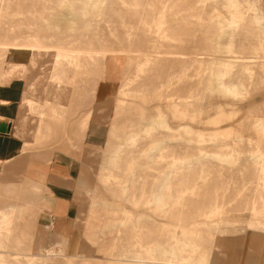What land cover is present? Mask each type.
I'll return each instance as SVG.
<instances>
[{
  "label": "rangeland",
  "instance_id": "374dc122",
  "mask_svg": "<svg viewBox=\"0 0 264 264\" xmlns=\"http://www.w3.org/2000/svg\"><path fill=\"white\" fill-rule=\"evenodd\" d=\"M263 17L264 0H0V136L23 155L79 152L99 81H119L72 236L35 249L44 186L0 185V264H264ZM137 48L201 54L145 85L122 77ZM16 222L37 255L10 250Z\"/></svg>",
  "mask_w": 264,
  "mask_h": 264
},
{
  "label": "crops",
  "instance_id": "0c3cea01",
  "mask_svg": "<svg viewBox=\"0 0 264 264\" xmlns=\"http://www.w3.org/2000/svg\"><path fill=\"white\" fill-rule=\"evenodd\" d=\"M211 12L207 8L204 13ZM197 13L199 10L193 14ZM118 83V79L109 77L99 81L95 92L97 111L91 114L79 152L56 151L48 161H43L33 155H23L19 145L10 137L0 136V185L21 184L28 178L44 186L42 200L45 206L36 215L35 249L47 246L51 235L72 236L80 204L87 205L88 202L80 186L85 184L88 173L98 171L99 165L91 162L97 161L103 152L106 126L111 121L105 114L106 104L108 98L115 94ZM7 93L9 95L10 91ZM86 196L90 197V192L87 191Z\"/></svg>",
  "mask_w": 264,
  "mask_h": 264
},
{
  "label": "bare ground",
  "instance_id": "6f19581e",
  "mask_svg": "<svg viewBox=\"0 0 264 264\" xmlns=\"http://www.w3.org/2000/svg\"><path fill=\"white\" fill-rule=\"evenodd\" d=\"M238 21H239V19H238ZM235 29H236V26H235ZM167 39H170L173 42H177L179 45H183L182 43H184V40L179 35H178V37H167L166 40ZM12 45H14V44H12ZM14 46H16V45H14ZM28 46L37 48V46H35V45H28ZM126 53H128V52L126 51ZM130 53L132 55H134V56H138L136 58H141V63H133V59L134 58H133L132 55H129V58H128V61H127V68L124 70V72L122 74V77H123L124 81H126V82H130V83L134 82V83L145 84V85L151 83V78L145 77V75L147 73H149V74L150 73L151 74L154 73V62L157 61V59H159V58H161L163 56L172 57L173 59L174 58H179L180 59V58H185V57H188V56H199L201 54V53H197V52L193 51L192 49H189V50H186V51H183V52H180V51L171 52V53H167V55H165L166 53L163 51L162 48H155V52H153V53L147 51L146 48H144V49L143 48L142 49L141 48H137V49H135L134 51H132ZM121 54H119V55H121ZM228 58L235 59L237 61H241V60L246 59V58H243V57H235V58L228 57ZM254 59H258V58L254 57ZM90 115H91L90 112L84 113V115L82 117H80L79 123L85 125L86 122L89 120ZM77 120H76V122H77ZM76 122H73V124L76 123ZM75 127L77 128L78 126H75ZM79 128H80V126H79ZM81 132H85V126H83L81 128ZM77 134H79V133H77ZM193 190H195V188H192V192H193ZM41 208L42 207H40V209ZM11 230L14 231V233L16 235V239H14V244L12 246H9L10 250L15 252L17 255L29 254V255L33 256V255H37L38 254V253L34 252V250L32 249V245L28 242V241L32 240V238L30 237V235H28L25 232V228L22 225V223H19V222L13 223ZM28 239H30V240H28ZM38 251H39V254L40 253H45V252H46V254H50L51 253L50 250L49 251H45L44 249L38 250Z\"/></svg>",
  "mask_w": 264,
  "mask_h": 264
}]
</instances>
